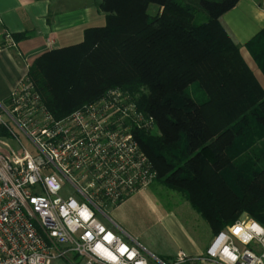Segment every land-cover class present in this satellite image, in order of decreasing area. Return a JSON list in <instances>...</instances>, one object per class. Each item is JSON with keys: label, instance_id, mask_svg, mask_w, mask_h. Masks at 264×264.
Instances as JSON below:
<instances>
[{"label": "trees", "instance_id": "obj_1", "mask_svg": "<svg viewBox=\"0 0 264 264\" xmlns=\"http://www.w3.org/2000/svg\"><path fill=\"white\" fill-rule=\"evenodd\" d=\"M239 2L99 0L105 26L28 72L57 120L113 91L130 96L154 121L133 135L156 182L215 235L243 215L264 227V89L221 22Z\"/></svg>", "mask_w": 264, "mask_h": 264}, {"label": "built area", "instance_id": "obj_2", "mask_svg": "<svg viewBox=\"0 0 264 264\" xmlns=\"http://www.w3.org/2000/svg\"><path fill=\"white\" fill-rule=\"evenodd\" d=\"M16 47L0 33V52ZM153 125L119 91L57 120L27 74L0 102V139L22 150L0 153V264H264V227L248 218L217 235L203 257L180 252L170 262L117 233L106 210L157 180L133 135Z\"/></svg>", "mask_w": 264, "mask_h": 264}, {"label": "crops", "instance_id": "obj_3", "mask_svg": "<svg viewBox=\"0 0 264 264\" xmlns=\"http://www.w3.org/2000/svg\"><path fill=\"white\" fill-rule=\"evenodd\" d=\"M97 1L0 0V33L19 38L15 49L0 52V102L8 100L39 56L79 45L87 29L105 26ZM221 22L264 89V0H240ZM151 198L148 192L135 195L112 209L117 233L166 262L180 252L195 258L204 255L210 245L191 237L173 214L151 203Z\"/></svg>", "mask_w": 264, "mask_h": 264}, {"label": "rangeland", "instance_id": "obj_4", "mask_svg": "<svg viewBox=\"0 0 264 264\" xmlns=\"http://www.w3.org/2000/svg\"><path fill=\"white\" fill-rule=\"evenodd\" d=\"M99 1V0H98ZM97 1V2H98ZM158 131H155V134ZM7 135L0 129V137H6ZM17 136L21 139L22 144L28 151H32V146L30 143L24 139L20 134L17 133ZM0 153L5 156H11L13 153L22 156V150L20 146L9 138L0 139ZM151 193L152 198L149 201L157 202L161 208H164L169 213L173 214L179 224L190 234L191 237L199 240L200 242H206L211 245L213 240L217 235H215L208 224L202 220L200 215L192 208L187 198L180 193L171 191L166 189L161 184L155 182L147 191L139 193L136 197L144 194ZM144 202L148 204L146 198H144ZM108 216L112 218V209L106 210ZM248 218L252 220L248 215L241 216L240 219ZM103 224L107 225L106 221L100 220ZM236 221V222H237ZM254 221V220H253ZM125 240V239H124ZM127 242V240H125ZM205 255V254H204ZM201 255L199 257H203ZM195 258V257H193ZM190 264H199V263H190Z\"/></svg>", "mask_w": 264, "mask_h": 264}, {"label": "snow or ice", "instance_id": "obj_5", "mask_svg": "<svg viewBox=\"0 0 264 264\" xmlns=\"http://www.w3.org/2000/svg\"><path fill=\"white\" fill-rule=\"evenodd\" d=\"M238 231V230H237ZM232 259H235V257H232Z\"/></svg>", "mask_w": 264, "mask_h": 264}]
</instances>
